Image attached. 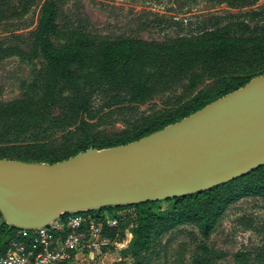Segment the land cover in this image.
<instances>
[{"label": "trees", "instance_id": "obj_1", "mask_svg": "<svg viewBox=\"0 0 264 264\" xmlns=\"http://www.w3.org/2000/svg\"><path fill=\"white\" fill-rule=\"evenodd\" d=\"M232 1L246 5L257 0ZM243 15L261 22L251 25L241 18L218 16L197 32L157 43L127 37L96 43L78 32L72 42L55 45L50 35L59 31L58 5L55 0L44 1L31 34L43 70L29 86L34 94L25 92L19 99L0 104V159L51 164L90 148L123 145L177 122L263 75L264 9ZM209 78L213 90L196 92ZM178 82L182 91L164 112L127 117L122 131L108 133L100 128L114 111L135 110L154 93ZM253 196L264 199V165L199 193L133 204V222L116 214L126 205L83 212L99 220L108 209L110 216L118 217L119 241L130 224L132 238L122 254L141 264L142 253L161 234L192 224L208 235L231 204ZM15 229L4 219L0 222V256Z\"/></svg>", "mask_w": 264, "mask_h": 264}, {"label": "water", "instance_id": "obj_2", "mask_svg": "<svg viewBox=\"0 0 264 264\" xmlns=\"http://www.w3.org/2000/svg\"><path fill=\"white\" fill-rule=\"evenodd\" d=\"M264 165V74L138 140L55 163L0 159V213L14 227L199 193Z\"/></svg>", "mask_w": 264, "mask_h": 264}, {"label": "rangeland", "instance_id": "obj_3", "mask_svg": "<svg viewBox=\"0 0 264 264\" xmlns=\"http://www.w3.org/2000/svg\"><path fill=\"white\" fill-rule=\"evenodd\" d=\"M44 1L0 0V104L19 99L25 92L34 94L35 90L29 86L38 78L44 63L31 34ZM55 1L59 31L50 35L55 45L72 42L78 32L88 35L96 43L120 37L157 43L197 32L209 19L218 16L241 18L254 25L261 21L250 20L243 14L264 9V0L246 5L232 0ZM206 90H213L210 78L204 79L196 88V92ZM181 91L182 83L178 82L154 93L135 110L114 111L100 128L108 133L118 132L127 126L124 121L127 117L164 112L173 106L174 97ZM100 103V100L96 101V105ZM164 204L160 203L161 206ZM117 211L125 212V217L121 218L133 222L135 207L126 205ZM110 213L108 209L104 210L105 216ZM3 219L0 218V222ZM117 226L115 231L110 230L114 228L111 227L103 233L91 256L80 255L70 264H134L132 256L122 254L132 238L131 225L126 227L120 241V225ZM140 259L141 264H264V199L245 197L231 204L208 235L195 225H179L156 238Z\"/></svg>", "mask_w": 264, "mask_h": 264}, {"label": "built area", "instance_id": "obj_4", "mask_svg": "<svg viewBox=\"0 0 264 264\" xmlns=\"http://www.w3.org/2000/svg\"><path fill=\"white\" fill-rule=\"evenodd\" d=\"M124 213L116 212L123 217ZM103 217L67 212L42 226L16 227L0 264H70L80 255L91 256L104 229L118 225V217Z\"/></svg>", "mask_w": 264, "mask_h": 264}]
</instances>
